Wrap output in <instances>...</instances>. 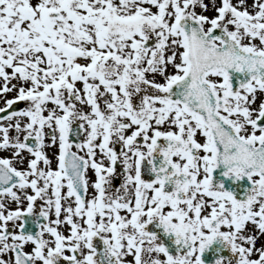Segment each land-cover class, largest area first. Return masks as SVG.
Listing matches in <instances>:
<instances>
[{"label": "snow or ice", "instance_id": "1", "mask_svg": "<svg viewBox=\"0 0 264 264\" xmlns=\"http://www.w3.org/2000/svg\"><path fill=\"white\" fill-rule=\"evenodd\" d=\"M206 260L264 264V0H0V264Z\"/></svg>", "mask_w": 264, "mask_h": 264}, {"label": "water", "instance_id": "2", "mask_svg": "<svg viewBox=\"0 0 264 264\" xmlns=\"http://www.w3.org/2000/svg\"><path fill=\"white\" fill-rule=\"evenodd\" d=\"M222 170L223 169L221 168L219 171H222ZM218 178L222 179V177H219V176H218ZM229 186H231V185L229 184ZM156 223L157 222H154L152 225H150L149 230H152V231H155L156 233H158L159 238L164 242L165 246H168L170 249H174L175 248L174 237L163 233L162 229L156 227ZM217 247H219V246L217 245ZM206 264H211V262L206 260Z\"/></svg>", "mask_w": 264, "mask_h": 264}]
</instances>
